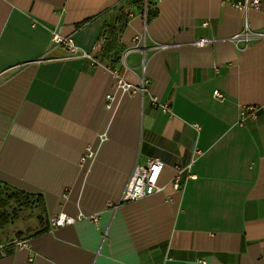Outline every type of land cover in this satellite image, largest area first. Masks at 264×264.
I'll return each mask as SVG.
<instances>
[{"label": "crops", "instance_id": "1", "mask_svg": "<svg viewBox=\"0 0 264 264\" xmlns=\"http://www.w3.org/2000/svg\"><path fill=\"white\" fill-rule=\"evenodd\" d=\"M245 1L0 0V183L44 203L0 264H264V42L233 41L264 32V0ZM150 159L162 192L119 204ZM61 214L75 223L51 229Z\"/></svg>", "mask_w": 264, "mask_h": 264}, {"label": "built area", "instance_id": "2", "mask_svg": "<svg viewBox=\"0 0 264 264\" xmlns=\"http://www.w3.org/2000/svg\"><path fill=\"white\" fill-rule=\"evenodd\" d=\"M237 7L240 10H246L248 7L254 9H260V1L252 0L250 3L245 1L242 4H237ZM250 40L263 41L264 42V32H249L244 26L243 31L236 34L233 37L235 43H246ZM55 47H63L67 51L68 57L78 56L82 59H91V57L85 53H80L79 49L73 44L72 40L65 38L58 33L52 34L51 39ZM213 41L209 39H200L192 43L193 47L203 48L209 46ZM161 48L165 49L164 46ZM120 87L124 90L128 88L126 85L120 83ZM213 96L217 100H222L223 96L218 92L214 91ZM163 111L167 112L168 106H163ZM257 117V109L253 106H249L241 112L240 123L244 122L246 119L255 120ZM197 128V126H193ZM202 153L200 151H194V157H200ZM92 157V153L87 151L86 158ZM84 161V159H82ZM194 163V159L185 165H175L173 166L174 175L170 180L171 190L174 193L179 192L186 181L196 180V176L192 174L191 169ZM164 164L159 159H150L147 161L145 166H134L132 169L129 178L126 182L125 188L119 198V204L136 202L142 200L146 197L152 196L154 194L162 192L163 188L159 186L158 182L163 171ZM95 221V218H92ZM75 223V219L64 214L58 215L54 218H51L49 225L51 229H61L65 227H70ZM16 246L21 247L20 244Z\"/></svg>", "mask_w": 264, "mask_h": 264}, {"label": "trees", "instance_id": "3", "mask_svg": "<svg viewBox=\"0 0 264 264\" xmlns=\"http://www.w3.org/2000/svg\"><path fill=\"white\" fill-rule=\"evenodd\" d=\"M136 1L142 2L143 0ZM152 18L153 15L148 16V20ZM110 35L116 37L117 34L114 28H111ZM115 47L116 41L106 43L103 53L113 51ZM23 209L30 211L38 209L43 213L44 203L42 198L40 196L29 195L16 191L9 186L0 183V229H3L12 221L16 220L18 218V213ZM38 219L41 220L40 217Z\"/></svg>", "mask_w": 264, "mask_h": 264}, {"label": "rangeland", "instance_id": "4", "mask_svg": "<svg viewBox=\"0 0 264 264\" xmlns=\"http://www.w3.org/2000/svg\"><path fill=\"white\" fill-rule=\"evenodd\" d=\"M10 212V211H9ZM34 216H35V211H33V210H20V212L18 213V218L17 219H19L18 221H16V220H14V221H12L11 223L12 224H10V226H7L5 229H4V231L6 232H4L3 233V229L2 230H0V231H2L1 233H0V244L1 243H3V236H6V234L8 233V234H11L10 232H11V230H13V228L15 229V228H18V229H25L26 227H30V226H33L34 225ZM12 225V226H11ZM16 226V227H15ZM11 227H12V229H11ZM19 237H21V236H19Z\"/></svg>", "mask_w": 264, "mask_h": 264}]
</instances>
